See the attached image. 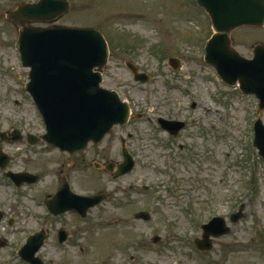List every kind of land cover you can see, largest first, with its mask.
I'll use <instances>...</instances> for the list:
<instances>
[{
    "label": "rangeland",
    "instance_id": "1",
    "mask_svg": "<svg viewBox=\"0 0 264 264\" xmlns=\"http://www.w3.org/2000/svg\"><path fill=\"white\" fill-rule=\"evenodd\" d=\"M37 1L0 0V132L38 136L45 131L26 90L30 70L15 48L20 28L6 18L19 4ZM69 1L71 12L55 24L104 33L111 59L103 87L117 91L134 115H143L109 136L127 137L137 165L119 181L105 173V166L96 168L112 163L117 141L104 142L100 156L87 151L71 159L41 142L27 158L16 151L19 145L11 146L15 167L36 175L38 182L0 186V209L6 214L0 239L9 242L0 248V264H26L18 251L42 229L50 234L39 254L46 264H264V160L253 146L264 111L258 114L255 96L225 84L205 62L213 35L208 15L196 0ZM231 40L242 57L253 60L264 44V27L237 29ZM176 60L178 69L170 65ZM126 61L137 65L147 82L135 81ZM160 120L185 128L173 136ZM61 172L71 174L74 193L105 192L110 201L86 218L52 217L43 202L56 191ZM137 184L141 194L126 203L131 197L124 189ZM144 186L150 189L143 192ZM140 211L149 212L151 220L137 221ZM213 218L224 219L230 233L214 239L213 252L201 255L194 242ZM60 229L71 235L64 244L57 239ZM156 235L161 243H153Z\"/></svg>",
    "mask_w": 264,
    "mask_h": 264
},
{
    "label": "water",
    "instance_id": "2",
    "mask_svg": "<svg viewBox=\"0 0 264 264\" xmlns=\"http://www.w3.org/2000/svg\"><path fill=\"white\" fill-rule=\"evenodd\" d=\"M197 1L210 15L216 32L207 45L205 61L214 66L230 86L239 82L244 93L256 95L260 100L258 108L263 111L264 45L257 46L254 59L248 60L233 48L231 34L244 26H264V0ZM69 10L70 4L66 1L42 0L37 5H21L18 11L8 16L25 27L21 31L19 49L24 66L32 69L27 90L43 114L48 131L45 138L76 154L90 142L100 143L114 126L127 124L131 110L117 92L101 88V72L108 62L109 48L99 32L27 27L32 22L56 20ZM171 62L175 67L180 65L177 60ZM180 129L177 128L178 131ZM178 131L173 132L177 134ZM255 131L254 146L264 158V126L261 120L257 122ZM129 163L128 171L133 168V161ZM87 199L89 202L92 200ZM82 212L86 213L85 209ZM239 217L234 216L233 220L238 221ZM205 230L204 240L198 242L205 249H211V235L220 237L230 232L223 219L214 220ZM44 240L43 233L32 237L21 252L24 259L32 264H42L35 254Z\"/></svg>",
    "mask_w": 264,
    "mask_h": 264
},
{
    "label": "flooded vegetation",
    "instance_id": "3",
    "mask_svg": "<svg viewBox=\"0 0 264 264\" xmlns=\"http://www.w3.org/2000/svg\"><path fill=\"white\" fill-rule=\"evenodd\" d=\"M10 139V138H9ZM109 140H110V138H107L104 142H105V144H107V142H109ZM110 141H112V142H115V141H117V147H116V149H115V151H114V155H115V159L112 161V163H105L104 165H102V164H97L98 166H96V168H98V170H102L103 168V166H105V169L106 170H104L105 171V173H107L108 175L109 174H111V178L113 179V180H117V181H119V180H121L122 178H117L118 176H119V173H117V171H118V167H119V165H120V163L122 162V160H123V156H124V150H125V148L127 147V143H125V140H124V138H122V137H120V139H116V140H113V139H111ZM101 146H103V144L102 145H100V146H98V145H94V144H91V145H89V147H88V149L86 150V152L88 151V152H90V151H92L96 156H100V152L101 151H99V149L101 148ZM110 152H112V150L110 151ZM84 154V153H83ZM132 154V153H131ZM102 155V154H101ZM133 155V154H132ZM70 159H71V156L70 155H67ZM76 156H80V154L79 155H76ZM76 156H74V157H76ZM133 157H134V155H133ZM114 161H116V162H114ZM10 162H12V160L10 159ZM109 164V165H108ZM75 165H77L75 162H74V166ZM70 167H71V165H70ZM85 167V166H84ZM109 168H113V171H111V170H109ZM67 176V175H66ZM1 177H2V180H1V184L0 185H2V182L3 183H5V182H7V181H10L11 182V178H9L7 175H6V173L5 172H3L2 174H1ZM64 178H66V177H64ZM62 182H63V177H59L58 178V181H57V188H60L61 186H62ZM12 183V182H11ZM13 184V183H12ZM137 187H135V186H128V187H126L124 190H126V193H128V194H130L131 193V191L132 190H134V189H136ZM102 194H104L105 195V197L107 198V200H109L110 201V195L109 194H107V193H103L102 192ZM103 195V196H104ZM134 197H136L137 198V196L136 195H133Z\"/></svg>",
    "mask_w": 264,
    "mask_h": 264
}]
</instances>
